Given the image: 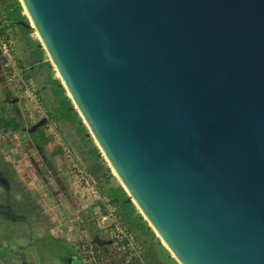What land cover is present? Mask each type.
Returning <instances> with one entry per match:
<instances>
[{
    "label": "water",
    "instance_id": "95a60500",
    "mask_svg": "<svg viewBox=\"0 0 264 264\" xmlns=\"http://www.w3.org/2000/svg\"><path fill=\"white\" fill-rule=\"evenodd\" d=\"M20 2L176 261L264 264V0Z\"/></svg>",
    "mask_w": 264,
    "mask_h": 264
},
{
    "label": "rangeland",
    "instance_id": "374dc122",
    "mask_svg": "<svg viewBox=\"0 0 264 264\" xmlns=\"http://www.w3.org/2000/svg\"><path fill=\"white\" fill-rule=\"evenodd\" d=\"M12 6L13 0H0V43L11 42L12 64L18 72L15 75L0 58V117L9 124L8 130L0 129V264H70L72 257L83 264L80 245L68 240H84L86 235L93 240V230L83 228L78 200L62 192L69 186L64 177L71 176L73 183L76 175L89 190L78 172L82 168L104 191L121 183L99 148L100 159L94 155L96 142L89 132L80 131L71 108L57 94L55 81L61 79L37 31L27 35L8 18ZM60 87L64 88L62 81ZM98 164L107 168L102 180L92 173ZM58 175L66 182H58ZM114 207L124 221L121 209ZM130 232L142 246L147 264H179L156 233L151 239ZM167 254L173 259L167 260Z\"/></svg>",
    "mask_w": 264,
    "mask_h": 264
},
{
    "label": "built area",
    "instance_id": "2783aa9c",
    "mask_svg": "<svg viewBox=\"0 0 264 264\" xmlns=\"http://www.w3.org/2000/svg\"><path fill=\"white\" fill-rule=\"evenodd\" d=\"M5 58V67L16 68L12 64L11 42L0 43V58ZM18 72L15 73V75ZM82 175L92 194L99 199L107 211V216L102 218V224L108 222L102 229L104 239L98 242L89 240L87 235L84 240H76L80 245L81 261L83 264H147L143 248L138 240L133 236L130 230L116 213V208L110 200L102 197L97 188V182L93 181L92 176L82 168L78 170Z\"/></svg>",
    "mask_w": 264,
    "mask_h": 264
},
{
    "label": "trees",
    "instance_id": "16d2710c",
    "mask_svg": "<svg viewBox=\"0 0 264 264\" xmlns=\"http://www.w3.org/2000/svg\"><path fill=\"white\" fill-rule=\"evenodd\" d=\"M8 18L11 21H14V23H18V22L29 23L28 18L24 14V8H23L20 0H13V6L10 8V13H9ZM19 27L27 35H29L33 31L30 28L28 29V28H25L23 26H19ZM36 43H37V45H40L39 42H36ZM40 49L41 48H39V50ZM40 51L43 52L42 49ZM55 84L58 85L57 94H60L62 96L63 103L67 107L71 108L73 106L72 100L66 95V90L64 88L60 87L61 81L56 80ZM71 115L78 122V126H79L80 131L88 133L89 131H88L87 127L82 124V118L80 117L79 113L77 111H74L71 109ZM13 123H15V121H13ZM7 127H9L8 122L0 117V128L6 131V130H8ZM88 141L93 142V139L89 138ZM93 153H94V155H97L100 159V153H99L98 147H96V146L94 147ZM102 165L103 164H98L95 167L94 171H92V173L97 175L100 180H102L103 173L107 170V168L102 166ZM106 173H109V174L105 177L110 178L111 177L110 172H106ZM99 189L101 190L100 191L101 195L107 196L108 199L110 200V202L112 203V205L121 209L122 218L129 225L130 231L131 230L134 231L137 235L140 233L141 234L143 233V234L149 236L151 239H156L155 232L148 227V222L141 217V214H140L139 210L136 208V206L134 205V203L127 202V200L129 199V195L126 192V190L122 187L121 184L112 185L106 191L103 190L102 186ZM139 236L141 237V235H139ZM158 244H159L160 249L165 251L164 250L165 248L160 245V242H158ZM166 259L172 260L173 258L169 254H167Z\"/></svg>",
    "mask_w": 264,
    "mask_h": 264
},
{
    "label": "crops",
    "instance_id": "0c3cea01",
    "mask_svg": "<svg viewBox=\"0 0 264 264\" xmlns=\"http://www.w3.org/2000/svg\"><path fill=\"white\" fill-rule=\"evenodd\" d=\"M70 177L71 176L64 177L66 178V181L69 186L68 188H63L62 192L64 193V191H66L65 192L66 194L67 193L70 194V198L78 200L79 205L82 207L81 209H79L80 214H78L81 222L83 223L82 226L83 228L89 226L93 230V233L91 232L92 234L91 236L93 239L92 241L98 242L99 240L104 239L103 238L104 232L102 231V229L107 226L108 222L105 221L104 222L105 225H103L102 218L107 216V211L102 205V203L99 202V200H96L91 195L89 191L90 189L88 190L86 187L85 188L82 187V184L79 183L80 180L78 179L76 175H74L73 183H72V180L69 179ZM62 178L63 176L58 175L57 181L58 182L60 181V183L66 182ZM98 191H99V194L101 195V192H100L101 190L99 188H98ZM101 196L108 198L107 196H103V195ZM71 208H74V207L71 205ZM67 211L68 213H70L71 210L68 209ZM85 234H87V231ZM87 238L89 239V235H87ZM68 241L77 245L76 240H68Z\"/></svg>",
    "mask_w": 264,
    "mask_h": 264
},
{
    "label": "bare ground",
    "instance_id": "6f19581e",
    "mask_svg": "<svg viewBox=\"0 0 264 264\" xmlns=\"http://www.w3.org/2000/svg\"><path fill=\"white\" fill-rule=\"evenodd\" d=\"M26 15L27 16H29L28 15V12H27V10H26ZM38 36H39V34H38ZM39 39H40V37H39ZM55 66V65H54ZM55 69H56V72H57V74H58V76L60 77V79H61V76H60V73H59V71L57 70V68H56V66H55ZM62 81V80H61ZM68 94H69V92H68ZM69 96V95H68ZM113 169V168H112ZM113 171L115 172V174L117 175V177H118V174H117V172L113 169ZM119 178V177H118ZM120 180V179H119ZM120 182H121V180H120ZM162 241V240H161ZM162 243H163V245L165 246V248H167L168 250H169V248L167 247V245L162 241ZM170 251V250H169ZM171 255L176 259V257H175V255L171 252ZM177 260V259H176Z\"/></svg>",
    "mask_w": 264,
    "mask_h": 264
},
{
    "label": "flooded vegetation",
    "instance_id": "af4514ba",
    "mask_svg": "<svg viewBox=\"0 0 264 264\" xmlns=\"http://www.w3.org/2000/svg\"><path fill=\"white\" fill-rule=\"evenodd\" d=\"M70 264H76V260H74V257L70 258Z\"/></svg>",
    "mask_w": 264,
    "mask_h": 264
}]
</instances>
